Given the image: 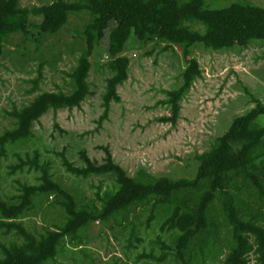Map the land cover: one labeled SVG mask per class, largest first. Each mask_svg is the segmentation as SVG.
I'll list each match as a JSON object with an SVG mask.
<instances>
[{
	"label": "trees",
	"instance_id": "obj_1",
	"mask_svg": "<svg viewBox=\"0 0 264 264\" xmlns=\"http://www.w3.org/2000/svg\"><path fill=\"white\" fill-rule=\"evenodd\" d=\"M208 0H57L50 5L23 8L21 0H0V66L4 40L15 35L30 37L38 33L41 42L59 36L73 15L87 13L89 21L76 36L83 41V52L76 69L68 74L72 92H46L7 115L15 127L0 135V159L11 155L19 163L11 175L35 173L37 184L20 183L17 196L0 194V233L13 234L8 244H0V264H55L66 252L79 250L88 257L85 233L94 225L115 222L128 232L126 256L138 252L147 230L162 218L161 236L149 253L137 254L124 264H264V104L236 118L226 134L210 151L197 156L194 179L156 178L145 169L134 177L123 169L105 148L104 163L80 152L82 166L60 154L66 172L77 180L108 178L110 183L94 198L69 186L54 173L53 163L43 161L40 150H27L36 140L35 125L49 112L80 109L93 96L90 76L92 58L109 33L104 118L112 103H120L119 88L130 77L131 61L126 56L133 41L142 45H165V50L180 48L186 63L181 85L167 91L170 116L164 124L177 126L182 103L195 83L203 78L194 49L203 46L215 52L247 49L264 42V8L238 2L225 9H211ZM33 18L41 22L34 23ZM75 37V36H74ZM39 41V39H36ZM43 68L32 83L31 94L39 93ZM50 209L61 212L62 225L33 233L24 220L44 215ZM148 212L145 224L135 220ZM166 236V240L164 239ZM158 248V254L156 249ZM224 257V259H223ZM211 262V263H209ZM116 264H119L117 261Z\"/></svg>",
	"mask_w": 264,
	"mask_h": 264
},
{
	"label": "rangeland",
	"instance_id": "obj_2",
	"mask_svg": "<svg viewBox=\"0 0 264 264\" xmlns=\"http://www.w3.org/2000/svg\"><path fill=\"white\" fill-rule=\"evenodd\" d=\"M55 1L21 0V5L33 9ZM238 2L264 8V0H208L207 6L225 9ZM88 21L87 13L73 15L63 33L47 42H41L36 32L30 37L20 34L4 40L0 66V135L15 127L7 115L15 106L29 105L41 93L72 92L68 74L76 69L83 52V41L76 36ZM33 22L39 23L41 19L33 18ZM165 47L154 43L144 46L137 41L131 43L126 52L131 61L129 80L119 88L121 102L112 103L107 118H104L103 99L107 80L111 77L106 69L108 33L92 58L89 81L93 96L80 109L51 111L45 115L35 125L36 140L24 152L40 150L43 161L53 163L56 176L84 192L88 199L94 198L100 189L104 190L110 180L103 177L77 180L64 169L60 154L65 153L80 167L83 165L81 151H87L93 161L104 163V149L109 148L116 163L131 177L145 169L156 178L194 179L199 168L197 156L210 151L236 118L253 110L255 100L264 104V42H254L243 50L221 52L203 46L195 48L193 56L201 65L203 78L195 83L183 101L177 126L160 120L170 116V109L165 104L166 92L180 87L186 63L180 48L166 51ZM41 66L44 79L40 92L31 94L32 82L38 78ZM261 124L264 126V118ZM18 163V158L13 155L0 159V194L5 197L17 196L20 183H38L35 173L11 175V166ZM138 213L141 217L135 224L141 226L147 222L149 213ZM162 223L158 216L150 230L144 225V244L138 252H132L131 257L126 256L128 232L118 228L115 222L107 226L94 224L84 235L88 257L80 255V249H71L55 264H116L117 261L124 264L119 260L133 263L137 254L151 251L152 243L161 236ZM24 224L33 233H43L44 229L62 225L61 212L50 209L44 215L25 219ZM14 238L13 234L6 237L0 233V244H8ZM154 248L158 254V248ZM251 261V264H257L254 255Z\"/></svg>",
	"mask_w": 264,
	"mask_h": 264
}]
</instances>
